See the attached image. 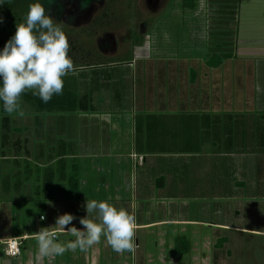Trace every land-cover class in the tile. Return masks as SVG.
<instances>
[{
  "label": "crops",
  "instance_id": "0c3cea01",
  "mask_svg": "<svg viewBox=\"0 0 264 264\" xmlns=\"http://www.w3.org/2000/svg\"><path fill=\"white\" fill-rule=\"evenodd\" d=\"M144 1L149 5L147 0ZM100 2L103 4L97 5ZM182 2L181 8L187 11H196L199 2L203 10L221 12L222 7H233V13L243 4L247 8L254 6L253 11L256 12L264 11V0ZM120 3V0L91 2L96 10L104 4L112 10ZM86 7L83 4L80 8L86 10ZM236 15L227 18L233 17V22L236 24L237 20L238 25ZM65 16L66 11L56 16L59 25H79L80 21L69 22ZM253 17L254 12H251V21L257 25L264 24V19ZM103 18L96 15L94 19L83 20L82 25L88 24L87 21L95 23L93 35L101 40L102 46L95 49L97 52L87 47L81 53L88 58L100 54L111 60L95 63L72 60L73 70L66 76L73 78L74 87L68 88L64 83L62 93L54 95L47 103H42L30 91L22 94L23 117L15 113L9 115L0 109V163L3 164L0 170L7 173V177H2L0 172V213L3 212L0 215V239L20 238V250L29 241L26 264H63L59 260L61 255L38 256L35 236L39 227L29 228L19 211L16 215L10 213L9 203L42 202L44 210L57 217L67 213V202L106 200L134 212L135 232H144L146 241L145 253L139 264H160L163 250L169 251V259L177 261L176 264L183 260L181 264H223V260H215L216 251L222 247L220 242L224 241L223 234L264 235L263 230L240 226L228 218L239 215L242 201H253L264 195V182L256 176V160L253 159L256 154L252 152L254 136L246 138L243 135V107L258 105V88L253 85L257 83L260 66L257 63L253 73L249 72L253 91L249 99L225 97L226 87H221V79L216 84L222 93L217 94L218 97H209L212 70L217 71V76L223 74L219 69L221 62L214 67L209 58L216 54L220 56V52L189 50L185 54H174L173 69L167 82L156 70L160 69L161 63L157 62L158 54L152 48L150 36L145 32L143 37L133 40L116 38L121 32H126L118 31L117 34L114 31L121 20L115 22L106 18L103 24ZM210 19L191 18L188 23L195 25L197 21L203 25L206 21L211 25ZM216 20L217 25L228 24L223 19ZM11 22L8 21L9 24ZM185 22L176 19L173 30L180 33V26ZM101 25H106V29L98 28ZM64 33L68 34V31L65 29ZM220 34L225 36L226 32ZM77 39L73 38L71 42ZM131 41L138 44L134 42L131 46L128 44ZM119 42H122L121 46ZM4 43L5 40H1L0 48ZM74 50L75 45H70L69 51ZM131 69L138 81V98L133 99L129 97ZM182 78L186 79V85ZM165 82L167 85L170 83L172 89L169 96H164ZM179 89L186 93L183 91L180 96ZM212 106L223 110L213 113ZM228 106L236 108L228 111L225 108ZM237 113H241L238 118ZM256 118L253 114H245L246 121H249L245 126L247 133ZM249 153L253 157L244 164V157ZM135 159L141 168L139 185L138 177L131 176L130 172ZM257 159L264 162V155ZM13 171L22 173V183ZM54 224H49L47 230L54 232L57 239L59 234H68ZM72 225L83 228L76 220ZM167 235L169 245L165 244ZM212 235H218L215 242ZM180 241L188 246L185 255H182L184 250ZM176 249L180 252L177 253ZM151 250H155L157 262H149ZM78 251L66 252L75 259L80 257L84 264L87 259L89 264H100V261L102 264H119L118 260L124 258V254L112 250L106 252L103 263L98 250H92L91 257L87 256V250ZM4 257V254L0 256L2 260ZM0 264L3 261L0 260Z\"/></svg>",
  "mask_w": 264,
  "mask_h": 264
},
{
  "label": "rangeland",
  "instance_id": "374dc122",
  "mask_svg": "<svg viewBox=\"0 0 264 264\" xmlns=\"http://www.w3.org/2000/svg\"><path fill=\"white\" fill-rule=\"evenodd\" d=\"M86 1L89 0H39V2L46 9V12L50 14L56 22L59 21L56 16H58L60 13H64V11L66 10H69L71 13H74L76 10L81 11L80 7L83 6ZM33 2H35V0H0V17L3 18V22L0 23V31H2V33H0V42L1 40L6 41L10 38V36L15 31V23L22 22L23 17L28 10L29 4ZM120 2V4L116 5L117 8L112 10L105 4L103 5L104 7L101 6L98 10L95 9L96 12L93 14L92 19H94V16L96 18V15L97 17H101V14L105 13V15H103L105 19L103 18L104 21L101 22L103 24L106 23V18H108L109 20H115V22L121 20V22L115 27L114 31L118 34L119 32L124 30L126 31V34H123L121 32L119 34L120 36H115L116 38L125 37L133 40L143 37V34H145L146 32L151 38L150 43L152 45V48L157 51V62L161 63V66L158 67L160 69L156 68V70H159L158 72L164 76L167 82L170 78V73L172 72L171 69H173L172 65H174L172 64V58H174V54H185L186 51L189 50L200 52H205L206 50H208L212 54L220 52V56L216 54L215 56L213 55L211 58H209L211 65L214 67L219 65V62H221L222 65L219 66V69L221 70V73H223L222 75L217 76V74H215L217 71L212 70L211 76L213 78L210 77L212 85H210V88L208 89L209 97H218L217 94L222 93V90L220 89V87L218 88V85L216 84V82L221 79V87H226L224 89V93H226L224 94L225 97L249 99V97H251L253 94L252 87L250 85V74L253 73L252 69H254V67L256 68V64L258 63V65L260 66V72L256 80L257 83L253 85L255 88H258V105L243 107V110L245 111L243 112V121H245L243 124V135L244 137L246 136V138L251 135L254 136L253 139L255 140L253 143L254 147L252 152L256 153L253 158L254 160H256V176H258L264 182V162L263 160L257 159L258 156L263 157L264 155V24L257 25L255 24V21L252 20V22L249 19V14H251V12H254L253 19H264V11L261 10L256 12L253 11L255 9L254 6H251V8H247L243 4L242 6L237 7L233 13V7L232 9H226V7H222L223 9L221 10V12L216 9L203 10L200 2L196 6V11H187L182 9L180 6V3H183L182 0H147L149 5L146 4L144 0H124V2L120 0ZM243 3H246V1H243ZM232 14H237L236 16L238 17V25H236L237 20L236 24L233 22V17L231 19L227 18L232 16ZM72 17L74 16L67 14L66 18L70 22V20L73 19ZM201 17L211 18V25H208L206 21L203 25H200V23L198 24L195 20V25L188 23L191 18H200L202 20ZM217 18L223 19L224 22L228 24H226V26L217 25ZM176 19L186 20V22L183 23L184 25L180 26L181 32L178 34L173 30V24ZM10 20L12 21L11 24L8 23V21ZM82 22L83 21H80L77 27L76 25H71V27L60 25L63 31L65 29L68 31V34L66 35H68L69 47L70 45L72 46V44H74L76 47V50L74 51H77V53H74V51H69L68 53L73 55L71 59H75L74 61H78L77 63H95L111 60V58L101 57L100 54H95V56L88 58V56H84V53H81L82 50L88 48L93 52H97L95 51V49L101 48L102 46L101 40L96 38V35H93L94 30H96L95 23L87 21L88 24L82 25ZM232 23L235 25H232ZM98 28L104 30L106 29V25H101ZM222 31L224 33L226 32L225 36L220 34L222 33ZM208 33L209 36H207ZM103 34L104 33H101V35ZM73 38L74 40L77 38L78 39L76 40V42H71V39ZM177 39L179 40L177 41ZM83 40L85 41L83 42L84 45L82 44ZM134 42L136 43L137 41H131V43L128 44L133 46V44H135ZM120 44H122V42L118 43L119 46H121ZM79 55L80 58L78 57ZM183 59H185V57ZM209 59L207 58V60ZM131 73L132 74L130 75L129 80V97L133 99L138 98V92L136 91V89L138 88V81L135 76L134 70H132ZM66 77L63 78L64 83L67 84L68 88H73V78ZM182 80L184 82V85H186V79L182 78L181 81ZM167 82L164 83V87H166L164 96H169L172 92L170 83H168L167 85ZM180 83V85H183L182 82ZM80 90L81 92H83V89ZM183 91L184 93H186L184 89H179L180 96ZM115 96H117V92ZM21 99H24V95L21 96ZM225 108L228 111H234L236 107L228 106ZM219 109L223 110L222 107L212 106L211 112L218 113ZM237 114V118L240 117L241 113ZM245 114H253V116L257 117L256 120L251 124L252 127L249 129L248 133L245 129V126L249 124V121H246ZM243 150L245 151V149ZM247 150L248 149L246 148V151ZM252 157V154L249 153L246 157H244L243 163L245 164V162L252 159ZM135 160L136 161L134 165L130 167V172L131 176H135V178L138 177L137 181L139 185L141 168L138 166L137 159ZM2 167L3 164L0 163V168ZM0 172L3 174L1 170ZM147 172L149 173L150 169H148ZM18 173L19 174H16V172L13 171L16 179L20 181V183H22L23 175L21 172ZM5 174L7 175V173L4 172L2 177H7ZM16 179L15 181L17 182ZM34 189L37 188L34 187ZM71 203L73 204V206ZM67 204V213L71 214L70 211L74 209L72 214L74 217H76V219H74L71 223H74L75 220L79 221L80 218H83L87 215L85 211L86 202L71 201L67 202ZM9 205L10 206L8 208L10 213L16 215V211H19V213L23 215V222L26 221L29 228L31 226L32 228L39 227V229L49 228L48 225L55 222L56 216L54 217L53 212L44 210L42 202H10ZM242 205L243 208L242 211L238 213L239 215H236V217L234 215H231L230 217H228L229 220L232 222H234L235 220V222L237 224L239 223L240 226L264 231V195L262 197L255 198V200L253 201H242ZM28 206H30L31 210L30 208H28ZM2 213H0V215H2ZM39 214L45 217L44 221L39 220ZM29 220L31 221L30 224ZM23 222H21V224ZM167 237L168 240L165 244L169 245V235H167ZM212 237L213 241L215 242V238L217 239L218 235H212ZM222 237V239L224 240L223 242H220V245L222 247L221 249L216 251L217 259L215 260H217V262L218 259H221L223 260V264H264V235H255L248 233L236 234L232 232L225 233L222 235ZM70 238L71 236L68 234L58 235V240L61 242L71 240ZM134 239L137 243V249H135L134 255L129 253H122L124 254V258H120V260H118L119 264H139L140 258L145 253L144 250L146 241L144 232H135ZM213 243L210 244L211 248H213ZM29 244L31 243L27 241L25 247L21 248V252L17 257H4L3 260L1 258L0 260L3 261V264H26V255L29 253L30 249ZM180 244L183 246L184 250H182V255H185L188 251V246H186V243L181 241ZM92 250H98V253L101 254L100 258L103 260V263L106 259V252L112 251L111 247L107 243L106 238L104 237L101 238V241L99 243L94 244L87 249V256H92ZM211 250L213 252V249ZM151 251L152 252L150 254L152 256H150V260L148 259L149 262L151 260L157 262L155 250ZM176 252L179 253L180 251L176 249ZM162 253L163 255L160 256L159 259L161 261L160 264H176L177 261L172 262L171 259H169V251L163 250ZM2 255L3 254L0 253V256ZM59 260H61L63 264H84V261L82 263L80 257H77L76 259L70 257V254L68 252H65L63 255H61ZM85 264H89L88 259L87 261H85ZM100 264H102L101 261ZM116 264H118V262Z\"/></svg>",
  "mask_w": 264,
  "mask_h": 264
},
{
  "label": "clouds",
  "instance_id": "9594fccd",
  "mask_svg": "<svg viewBox=\"0 0 264 264\" xmlns=\"http://www.w3.org/2000/svg\"><path fill=\"white\" fill-rule=\"evenodd\" d=\"M68 52V38L59 22L46 12L39 0L29 4L22 22L15 23L14 33L0 48V109L23 117L22 94L30 91L42 103L60 95L63 78L73 70ZM85 211L87 215L79 219L82 229L72 225L76 219L72 214L64 213L55 218L54 225L73 237L66 242L59 241L47 228H40L35 236L38 256L46 258L63 255L66 251H85L102 237L114 252L134 255V212L96 199L86 201ZM44 218L40 216V220Z\"/></svg>",
  "mask_w": 264,
  "mask_h": 264
},
{
  "label": "built area",
  "instance_id": "2783aa9c",
  "mask_svg": "<svg viewBox=\"0 0 264 264\" xmlns=\"http://www.w3.org/2000/svg\"><path fill=\"white\" fill-rule=\"evenodd\" d=\"M20 247H21L20 238L0 239V251L6 257H9V258L17 257L20 254Z\"/></svg>",
  "mask_w": 264,
  "mask_h": 264
},
{
  "label": "flooded vegetation",
  "instance_id": "af4514ba",
  "mask_svg": "<svg viewBox=\"0 0 264 264\" xmlns=\"http://www.w3.org/2000/svg\"><path fill=\"white\" fill-rule=\"evenodd\" d=\"M92 0L86 1L84 3V6L87 5V7L85 8L86 10H76L74 13H71L69 10H66V14L68 15H73L74 17H72V21L75 22H79V21H83V20H88L90 19V17H93V14L96 12L95 11V5L92 6L91 4ZM103 3L100 2V4L97 5H102ZM102 16L105 15V13L101 14ZM101 16V17H102ZM67 17V16H65Z\"/></svg>",
  "mask_w": 264,
  "mask_h": 264
}]
</instances>
